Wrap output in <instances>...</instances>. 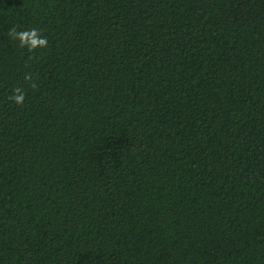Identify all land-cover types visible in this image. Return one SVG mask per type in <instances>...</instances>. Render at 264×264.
Instances as JSON below:
<instances>
[{
  "label": "trees",
  "instance_id": "16d2710c",
  "mask_svg": "<svg viewBox=\"0 0 264 264\" xmlns=\"http://www.w3.org/2000/svg\"><path fill=\"white\" fill-rule=\"evenodd\" d=\"M0 264H264V0H0Z\"/></svg>",
  "mask_w": 264,
  "mask_h": 264
},
{
  "label": "clouds",
  "instance_id": "9594fccd",
  "mask_svg": "<svg viewBox=\"0 0 264 264\" xmlns=\"http://www.w3.org/2000/svg\"><path fill=\"white\" fill-rule=\"evenodd\" d=\"M8 37L13 41H18L19 47L26 48L29 52H34L37 49H43L48 47L47 37L42 35V32L38 28L30 29H18L16 26L11 27L7 33ZM26 82L31 81L29 87L35 89L37 87L36 82L32 79V74L27 73L24 76ZM26 99L25 90L21 87H14L11 90L8 100L17 105H23Z\"/></svg>",
  "mask_w": 264,
  "mask_h": 264
}]
</instances>
